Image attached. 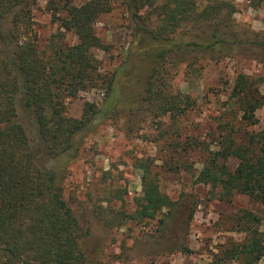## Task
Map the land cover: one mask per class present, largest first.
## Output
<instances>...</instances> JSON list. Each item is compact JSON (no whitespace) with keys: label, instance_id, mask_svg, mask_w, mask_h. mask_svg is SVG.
<instances>
[{"label":"rangeland","instance_id":"1","mask_svg":"<svg viewBox=\"0 0 264 264\" xmlns=\"http://www.w3.org/2000/svg\"><path fill=\"white\" fill-rule=\"evenodd\" d=\"M48 1L36 0L30 8L38 48L47 50L52 35L60 44H75V35L52 20ZM85 1L74 0V4ZM224 1L234 9L227 22V36L236 41L225 54L208 50L166 54L153 63L161 87L194 101L178 115L148 111L137 95L153 64L152 54L144 58L138 54L142 46L136 40V26L153 31L159 24L157 18L147 12L141 21L131 19L116 1L92 25L107 49L93 51L99 73L107 76L118 70L111 94L91 88L64 99L65 113L71 117L81 114L84 102L98 109L90 129L78 135L76 156L45 155L35 138L33 117L16 105V119L37 163L62 177V198L80 230L81 264H205L220 249L244 241L245 232L236 224L243 209L259 217L256 228L264 231V204L239 191L221 200L208 185L196 181L198 171L226 134V123L231 122L235 129L231 135H242L258 131L264 118L261 106L255 111L254 125L238 124L227 109L230 105L225 104L237 74L252 79L264 93V0ZM211 33L212 24L206 22L185 23L166 35L173 40L200 42L211 39ZM128 95L134 97L128 99ZM108 98L114 100L113 106ZM235 163L232 157L225 160L229 169ZM145 175L172 206L152 218H131ZM254 264H264V255Z\"/></svg>","mask_w":264,"mask_h":264},{"label":"trees","instance_id":"2","mask_svg":"<svg viewBox=\"0 0 264 264\" xmlns=\"http://www.w3.org/2000/svg\"><path fill=\"white\" fill-rule=\"evenodd\" d=\"M35 1L0 0V264H81L80 230L62 198V177L37 163L34 149L16 119V105L33 117L35 138L45 155L73 159L79 147L78 135L90 129L98 109L84 102L81 114L71 117L65 113L64 99L91 88H102L110 95L118 78L117 69L102 76L93 53L107 50L92 25L100 13L111 8L112 1L121 3L131 19L141 21L147 12L157 18L159 24L153 31L136 26V40L142 46L138 54L140 58L152 54V64L166 54L206 50L225 54L236 42L227 36V22L234 9L224 0H87L79 5L74 0H49L52 20L72 32L77 42L63 45L52 35L44 50L38 48L31 29L30 8ZM142 8L146 9L141 14ZM206 22L212 24V33L205 41L173 40L166 35L185 23ZM154 64L138 86L137 95L146 102V109L178 115L191 107L194 101L188 95L169 93L157 83ZM125 75L131 77L130 73ZM227 96L225 104L230 105L227 109L238 124L257 122L255 111L264 107V93L252 79L237 74ZM107 102L115 104L109 98ZM226 127V134L198 171L196 181L208 185L221 200L239 191L264 204V118L255 132L231 135L235 131L231 122ZM228 157L236 160L232 169L225 164ZM171 206L153 179L145 175L130 215L152 218ZM259 221L254 213L243 209L236 224L245 232L244 241L220 249L205 264H254L264 255V231L256 228Z\"/></svg>","mask_w":264,"mask_h":264}]
</instances>
